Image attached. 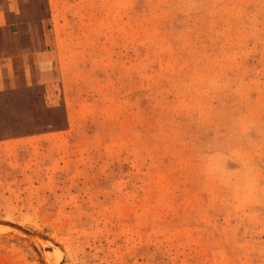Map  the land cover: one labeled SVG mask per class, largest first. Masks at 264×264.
Returning a JSON list of instances; mask_svg holds the SVG:
<instances>
[{"label": "rangeland", "instance_id": "rangeland-1", "mask_svg": "<svg viewBox=\"0 0 264 264\" xmlns=\"http://www.w3.org/2000/svg\"><path fill=\"white\" fill-rule=\"evenodd\" d=\"M0 264H264V0H0Z\"/></svg>", "mask_w": 264, "mask_h": 264}, {"label": "crops", "instance_id": "crops-1", "mask_svg": "<svg viewBox=\"0 0 264 264\" xmlns=\"http://www.w3.org/2000/svg\"><path fill=\"white\" fill-rule=\"evenodd\" d=\"M2 17V16H1ZM3 24V17L0 26ZM13 65L9 58H0V91L12 88L15 85Z\"/></svg>", "mask_w": 264, "mask_h": 264}, {"label": "trees", "instance_id": "trees-1", "mask_svg": "<svg viewBox=\"0 0 264 264\" xmlns=\"http://www.w3.org/2000/svg\"><path fill=\"white\" fill-rule=\"evenodd\" d=\"M2 137H4V136L0 135V138H2Z\"/></svg>", "mask_w": 264, "mask_h": 264}]
</instances>
